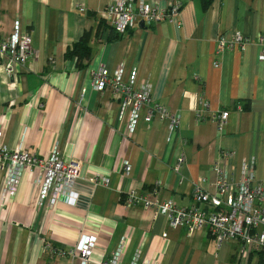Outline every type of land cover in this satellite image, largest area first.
<instances>
[{
  "label": "crops",
  "instance_id": "1",
  "mask_svg": "<svg viewBox=\"0 0 264 264\" xmlns=\"http://www.w3.org/2000/svg\"><path fill=\"white\" fill-rule=\"evenodd\" d=\"M178 1L175 21L138 23L117 35L98 17L113 0H0V38L29 32L35 52L18 79L0 63L1 145L39 156L56 147L63 159L82 162L74 206L39 205L32 176L21 175L0 212V264H79L68 251L84 237L94 240L92 264L109 260L121 243L124 264L136 252L158 264H242L237 242L217 248L207 232L189 235L123 201L129 191L145 195L157 186L161 200L192 205L195 185L213 190V163L223 151L235 152L236 175L243 159L254 158L264 183V61L255 42L264 34V0ZM235 32L251 43L217 55L218 38L229 41ZM83 35L90 58L79 65L67 52ZM99 68L109 76L120 70L134 90L147 81L152 99L179 114L177 132L156 118L147 124L143 110L128 139L118 103L92 88L89 72ZM201 99L207 107L199 121ZM222 111L229 116L219 132L207 117ZM180 154L184 163L175 173ZM96 175L108 184L94 185ZM4 181L0 172V197ZM257 256L247 264H258Z\"/></svg>",
  "mask_w": 264,
  "mask_h": 264
},
{
  "label": "built area",
  "instance_id": "2",
  "mask_svg": "<svg viewBox=\"0 0 264 264\" xmlns=\"http://www.w3.org/2000/svg\"><path fill=\"white\" fill-rule=\"evenodd\" d=\"M181 10V2L174 0L160 5L157 0H113V2L98 13L100 20L105 22L117 35L128 33L138 23L145 26L161 22H173ZM260 49L259 60L264 61V34L255 40ZM251 43L240 32H235L229 41L223 38L217 40V55H223L234 46L243 48ZM35 52L31 45L29 32L19 34L17 31L5 38H0V63L7 77L18 79L19 69L31 60ZM219 63H214L218 68ZM121 71L109 76L103 68L89 72L92 88L99 93L109 92L112 101L119 105V120L126 119L128 139L134 138L141 113L149 124L152 119L168 123L171 134L176 133L180 116L171 113L165 106L154 101L150 94L149 83L145 81L137 90L132 89L131 82L121 81ZM201 110L196 112L197 119L203 120L202 113L207 107L200 100ZM229 112H214L208 114L207 120L216 124L219 132L228 119ZM235 152L219 153L213 163L216 177L212 191L195 185L193 203L179 207L172 199L161 200L158 197L159 187L155 186L150 193L141 195L135 191L125 194L126 207H140L152 210L153 217H165L172 227L184 228L191 235L205 231L215 241L218 248L223 241H235L239 244L236 261L247 264L251 255L264 254V183L257 181L255 159H243L239 174L236 175L232 165ZM184 163L183 154L178 155L172 167L173 172L179 173ZM82 162L65 160L55 147L46 156L28 152L23 146L7 149L0 143V172L5 181L0 197V212L9 201L23 173L32 176V183L39 189V205L48 203L49 206L62 202L68 206L77 203L75 185L80 177ZM125 174L129 165L124 164ZM94 185H107L108 179L96 175L92 180ZM94 240L84 237L68 254L75 257L79 264H92ZM123 243L113 253L111 258L100 264H124L121 261ZM127 264H158L142 257L140 252L133 255Z\"/></svg>",
  "mask_w": 264,
  "mask_h": 264
},
{
  "label": "trees",
  "instance_id": "3",
  "mask_svg": "<svg viewBox=\"0 0 264 264\" xmlns=\"http://www.w3.org/2000/svg\"><path fill=\"white\" fill-rule=\"evenodd\" d=\"M204 1H205V5H207L210 2V0H204ZM100 21L101 23L106 24L102 20ZM88 40H89L88 35H83L80 38V40L76 44H74L72 50L67 52V57L68 58L76 57L77 63L79 65H81L80 63H82V61L88 60L90 58V47L88 45Z\"/></svg>",
  "mask_w": 264,
  "mask_h": 264
},
{
  "label": "rangeland",
  "instance_id": "4",
  "mask_svg": "<svg viewBox=\"0 0 264 264\" xmlns=\"http://www.w3.org/2000/svg\"><path fill=\"white\" fill-rule=\"evenodd\" d=\"M264 254L261 253V254H258V264H264ZM236 258V257H235Z\"/></svg>",
  "mask_w": 264,
  "mask_h": 264
},
{
  "label": "water",
  "instance_id": "5",
  "mask_svg": "<svg viewBox=\"0 0 264 264\" xmlns=\"http://www.w3.org/2000/svg\"><path fill=\"white\" fill-rule=\"evenodd\" d=\"M139 25H140V27H143V24L142 23H140Z\"/></svg>",
  "mask_w": 264,
  "mask_h": 264
}]
</instances>
